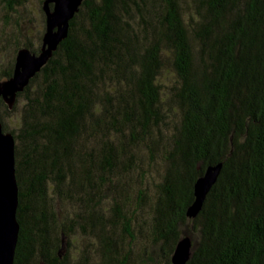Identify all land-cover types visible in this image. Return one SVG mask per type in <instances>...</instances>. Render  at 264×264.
Segmentation results:
<instances>
[{
    "label": "trees",
    "instance_id": "1",
    "mask_svg": "<svg viewBox=\"0 0 264 264\" xmlns=\"http://www.w3.org/2000/svg\"><path fill=\"white\" fill-rule=\"evenodd\" d=\"M38 1L37 45L0 35L13 43L0 82L19 49L40 52ZM27 3L0 0L1 21L18 23L11 12ZM18 103L17 127L0 108L16 139L14 264H172L188 231L198 239L186 264H264V0H84ZM217 164L189 219L197 179ZM142 209L157 256L118 241ZM77 232L95 239V261L72 252Z\"/></svg>",
    "mask_w": 264,
    "mask_h": 264
},
{
    "label": "water",
    "instance_id": "2",
    "mask_svg": "<svg viewBox=\"0 0 264 264\" xmlns=\"http://www.w3.org/2000/svg\"><path fill=\"white\" fill-rule=\"evenodd\" d=\"M84 0H45L46 31L40 53L24 47L19 49L13 75L0 82V101L9 108L16 103L22 92L53 56L59 44L68 36L70 21L79 11ZM15 137L5 131L0 121V264H14L20 233L17 218L19 188L16 177ZM221 164L210 165L195 183V199L187 210L190 218L201 211L205 199L221 171ZM193 252L190 236H183L172 255V264H186Z\"/></svg>",
    "mask_w": 264,
    "mask_h": 264
},
{
    "label": "rangeland",
    "instance_id": "3",
    "mask_svg": "<svg viewBox=\"0 0 264 264\" xmlns=\"http://www.w3.org/2000/svg\"><path fill=\"white\" fill-rule=\"evenodd\" d=\"M15 8H17V10H15L16 12H13V13L11 12V14H13V18H15V20H18V23H16L14 21V19L8 23L7 19H3L1 21V18H0V35L2 33H4V34L8 35V38H11L10 37L11 35H9L10 34L9 32L12 31V34H13L14 33L13 31H15V35L17 34V37L19 38V40L22 44H25V43L30 41V42H32L33 45H37L38 43H37L36 38L43 31V26H44L43 14L41 12L39 1L38 0H28V3L26 4L25 8L23 7V5H16ZM17 25L20 27H18ZM3 29H5V30L2 32ZM20 29H22V30H20ZM5 43L3 41L0 42V46H3V44L7 45V47L3 49L4 52L0 55V73L5 66H8V64L10 63V61L12 59V56H11L12 48H10V46H12L13 43L12 42L10 43V41H6ZM29 49H31V48H29ZM47 63L45 65H47ZM14 68H15V65H14ZM20 102H21V100H20ZM5 104L7 105V107H6L7 110L10 111L9 113L6 114L7 115L6 116L7 121L9 123H10L9 120H11V122H15V124L12 127H15V125H16V127L19 126L18 125V122H19L18 119L21 116V108H20L21 103H18L19 104L18 108L15 111L13 108H9L7 103H5ZM0 108H1V103H0ZM4 109H5V107H4ZM15 130H16V128H15ZM13 135L15 137L14 133H13ZM15 141H16V139H15ZM15 146H16V144H15ZM151 175H153V174L151 173ZM154 179L159 180L158 177H155ZM160 181L161 180H159V182ZM140 185H141L140 182H138V183L132 182L131 186L129 187V190L133 195V200L130 201V203H132L133 205L136 204V199H137V194H138L137 190L140 187ZM150 186H154V184H150ZM18 188H19V185H18ZM69 203H66L65 204L66 206H63V208L66 209L67 207H69V208L73 209L75 206H77V204L74 201L72 203L71 202H69ZM109 205H110V203H109ZM133 209L128 208V211L132 212ZM74 211H76V207H75ZM143 211H144V209L141 210L142 213L141 212H135V211H134V213H131V214H133V217H134V214L140 213L139 217L136 218L138 220L137 221L135 220L136 223H133V226H132L133 238L126 237L123 239H121V238H119V239L117 238V239H118L120 244H122V245L126 244V248H129L128 244H131V249L133 250L135 256H138L142 251H145V249L147 251L151 252L152 255L157 256V252H158V250H160V246L155 245L154 242L152 241V239L150 238V234L147 233L145 223L143 222V219L145 216ZM189 219H190V217H189ZM190 225H191V223H190ZM187 226H189V224H187ZM182 228H183V230L185 229L184 226ZM186 231H184V232H186ZM188 232H190V231H188ZM188 232H186L187 235H184V236H190L192 238V240L198 239V235H196L195 233L189 234ZM93 239L94 238L91 237V235H83V234H80L78 232L76 234L74 233L71 235L70 248H71L72 252L76 253V255H81L82 253L89 254L90 260L95 261V259L98 256V253H97V251L90 249L92 247V240ZM65 244H66V241H65ZM191 257H192V255H191ZM171 261H172V258H171ZM164 262H165L164 257L162 255H158L156 264H163Z\"/></svg>",
    "mask_w": 264,
    "mask_h": 264
},
{
    "label": "bare ground",
    "instance_id": "4",
    "mask_svg": "<svg viewBox=\"0 0 264 264\" xmlns=\"http://www.w3.org/2000/svg\"><path fill=\"white\" fill-rule=\"evenodd\" d=\"M22 48H24V47H22ZM36 53H38V52H36ZM40 53V52H39ZM0 103H1V101H0ZM180 241V240H179Z\"/></svg>",
    "mask_w": 264,
    "mask_h": 264
}]
</instances>
